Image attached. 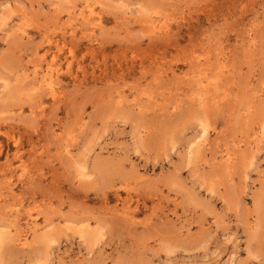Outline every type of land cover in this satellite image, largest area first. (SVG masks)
I'll list each match as a JSON object with an SVG mask.
<instances>
[{"label":"rangeland","instance_id":"374dc122","mask_svg":"<svg viewBox=\"0 0 264 264\" xmlns=\"http://www.w3.org/2000/svg\"><path fill=\"white\" fill-rule=\"evenodd\" d=\"M0 264H264V0H0Z\"/></svg>","mask_w":264,"mask_h":264}]
</instances>
